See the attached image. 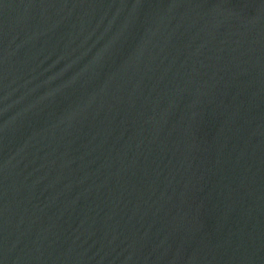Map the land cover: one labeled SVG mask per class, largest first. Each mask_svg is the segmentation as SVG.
I'll return each instance as SVG.
<instances>
[{"label":"water","instance_id":"1","mask_svg":"<svg viewBox=\"0 0 264 264\" xmlns=\"http://www.w3.org/2000/svg\"><path fill=\"white\" fill-rule=\"evenodd\" d=\"M0 264H264V0H0Z\"/></svg>","mask_w":264,"mask_h":264}]
</instances>
